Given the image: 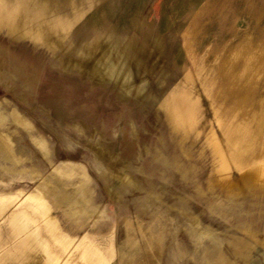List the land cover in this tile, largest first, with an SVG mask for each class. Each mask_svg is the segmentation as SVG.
I'll return each mask as SVG.
<instances>
[{
    "label": "rangeland",
    "instance_id": "1",
    "mask_svg": "<svg viewBox=\"0 0 264 264\" xmlns=\"http://www.w3.org/2000/svg\"><path fill=\"white\" fill-rule=\"evenodd\" d=\"M0 130V264H264V0H0Z\"/></svg>",
    "mask_w": 264,
    "mask_h": 264
},
{
    "label": "bare ground",
    "instance_id": "2",
    "mask_svg": "<svg viewBox=\"0 0 264 264\" xmlns=\"http://www.w3.org/2000/svg\"><path fill=\"white\" fill-rule=\"evenodd\" d=\"M4 25L7 26V28L5 30L10 37H13V38L17 37V39H19V40H25L26 39L27 36L23 32L21 24H19L17 22L10 21V22H6ZM87 51H89V50H87ZM90 58L92 59V61H94L93 62L94 63L93 68H92V71L90 73L91 79H92L91 81L93 83H96L97 81H99V78H104V77H107L108 75H110V73L113 72V70H112L113 69V63L116 65V62H117V61H115L116 60L115 58H109L106 56H102V57L92 56ZM86 64H88V63H86ZM8 117L10 119L12 126H14V128L16 130H18L19 132L24 131V132L28 133L31 141L33 142L34 146L37 148L38 151L42 152V154L46 157L50 156L51 150L48 147L47 141L44 139V137L42 135L34 136L33 131L35 130V127H34L33 123L26 116L22 115L20 112H18L16 109L13 108L11 111L8 112ZM10 138H12V137L8 131L0 130V157L3 158L5 161H7V163L10 162L12 166H16L15 165L16 164L15 159L13 160V158H11V156H9V153L6 152V149H9L12 145ZM89 145H90L91 149L96 153V155L99 156L100 158H107L108 157L107 152L103 150V148L101 147V143L99 141L92 142ZM5 168H6V171H9L10 167L6 166ZM23 172H25V171H23ZM53 174L59 178V180H60L58 182L59 184H55L54 180L49 176L47 178L46 177L41 178V182H40L41 184H45L46 186L50 187L49 189H51L53 192L63 193V194L69 193L70 194L72 192V190L77 186V184L72 182V181L70 183L69 182L65 183L64 182L65 180L62 179L65 177H66V179H73V178H71L72 176L68 172H64V170L58 168V169L54 170ZM35 175H38L37 172L34 173V176ZM77 176H80L79 178H84V179L87 178L86 176H84V174H78ZM113 178L116 181H118V183H121L125 186H132L133 185V181L131 179H129L128 176H126L120 172L114 173ZM65 184H66L67 188H64ZM109 192L111 194V198L117 199L119 197V193H113V191H110V190H109ZM26 198H29L34 202H38L39 204H41L45 208L46 211H49L50 207L48 205L46 197L43 194H41L40 192L30 193V194H28V196ZM69 199L70 200L75 199L74 203L77 205V199L76 198L69 197ZM82 212L88 213L89 211L85 208H78L75 213L78 215L79 213H82ZM92 215H93V213H91L87 218L90 219V217ZM48 219L52 225H55V223H53V222H55L53 216L49 215Z\"/></svg>",
    "mask_w": 264,
    "mask_h": 264
},
{
    "label": "crops",
    "instance_id": "3",
    "mask_svg": "<svg viewBox=\"0 0 264 264\" xmlns=\"http://www.w3.org/2000/svg\"><path fill=\"white\" fill-rule=\"evenodd\" d=\"M65 73H66V75H69V76H72L73 74H74V75L77 74V76H78L83 82L87 83V84L90 86V88L96 87V86L91 85V84H90L89 82H87L86 80L82 79L81 76H80L78 73H71V72H69V73L65 72ZM65 73H63V74H65ZM74 75H73V76H74ZM109 86H112V85H106V86H100V87L106 89V88L109 87ZM111 89H116V88L112 86ZM116 92H117V91H116Z\"/></svg>",
    "mask_w": 264,
    "mask_h": 264
}]
</instances>
